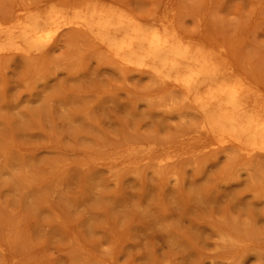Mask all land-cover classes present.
Wrapping results in <instances>:
<instances>
[{"label":"rangeland","instance_id":"1","mask_svg":"<svg viewBox=\"0 0 264 264\" xmlns=\"http://www.w3.org/2000/svg\"><path fill=\"white\" fill-rule=\"evenodd\" d=\"M83 3L171 21L264 102V0H0V26ZM51 27L41 52H0V264H264V154L215 145L177 87Z\"/></svg>","mask_w":264,"mask_h":264},{"label":"bare ground","instance_id":"2","mask_svg":"<svg viewBox=\"0 0 264 264\" xmlns=\"http://www.w3.org/2000/svg\"><path fill=\"white\" fill-rule=\"evenodd\" d=\"M75 9L71 17L54 8L46 16L36 12L29 23L15 10L10 29L0 26V52H41L58 32L51 26L62 17L64 25L92 33L120 62L169 82L162 86L177 87L199 115L203 132L214 136L215 145L237 146L245 156L264 154V102L224 51L189 40L171 21L141 22L91 3ZM3 38L16 42L10 47Z\"/></svg>","mask_w":264,"mask_h":264}]
</instances>
